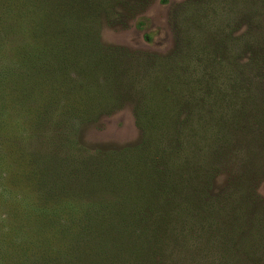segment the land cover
<instances>
[{"label": "trees", "instance_id": "trees-1", "mask_svg": "<svg viewBox=\"0 0 264 264\" xmlns=\"http://www.w3.org/2000/svg\"><path fill=\"white\" fill-rule=\"evenodd\" d=\"M126 1L0 0V54L16 58L0 57V264H186L179 238L211 226L218 211L206 205L242 198L213 195L211 185L228 171L254 102L236 86L229 92V77L219 82L229 63L189 76L199 72L195 57L142 85L137 104L128 99L115 78L137 52L107 46L97 30L133 16L119 7ZM126 103L141 139L92 152L82 129Z\"/></svg>", "mask_w": 264, "mask_h": 264}, {"label": "rangeland", "instance_id": "rangeland-1", "mask_svg": "<svg viewBox=\"0 0 264 264\" xmlns=\"http://www.w3.org/2000/svg\"><path fill=\"white\" fill-rule=\"evenodd\" d=\"M125 3L119 7H127L129 13L134 11L133 16L120 18L117 24L105 22L97 30L102 28L101 42L107 46L137 52L135 59H127L123 62L125 66L119 65L122 74L115 78L116 86L124 84L129 90L128 99L137 104V99L141 100L142 85L163 83L170 64L174 62L181 71L186 63L193 65L195 57V66H199L195 71L199 72L197 76L192 72L194 76H189L203 75L211 63L216 67L217 63H229V74H220L219 82L229 77V92L236 86L249 97L247 103L254 102L244 110L245 121L250 126L248 131L232 141L234 155L228 171H218L211 185L213 195L242 198L239 201L217 199L206 205L211 213L212 206L218 211L217 216L213 215L206 222L211 226L197 234L198 238L189 234L179 238L187 256L185 260L189 259L186 264H220L221 260L227 264H264V0H129ZM193 12L197 20L191 18ZM140 19L142 28L134 23ZM9 53L6 58L5 54L0 57L16 63L11 50ZM232 54L239 57L240 66L231 64L229 56ZM104 102L112 104L110 98ZM26 103L34 104L32 95L26 98ZM117 107L119 109L103 116L97 125L82 129L83 143L96 149L92 152L108 155L112 148L135 144L141 139L135 105L126 103ZM41 128L36 131H48V127ZM171 245L168 241L164 243L168 250ZM179 251L181 253L180 248Z\"/></svg>", "mask_w": 264, "mask_h": 264}]
</instances>
